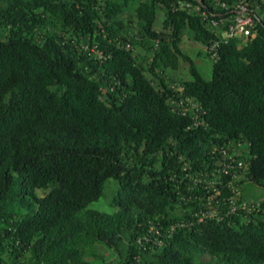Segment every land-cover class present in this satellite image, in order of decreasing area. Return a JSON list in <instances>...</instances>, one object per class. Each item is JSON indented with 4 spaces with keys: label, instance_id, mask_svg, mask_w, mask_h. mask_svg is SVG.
<instances>
[{
    "label": "trees",
    "instance_id": "1",
    "mask_svg": "<svg viewBox=\"0 0 264 264\" xmlns=\"http://www.w3.org/2000/svg\"><path fill=\"white\" fill-rule=\"evenodd\" d=\"M250 1L245 40L198 0H0V264H264V192L244 193L264 186V0ZM182 60L189 78L172 75ZM110 177L118 208L87 207Z\"/></svg>",
    "mask_w": 264,
    "mask_h": 264
},
{
    "label": "built area",
    "instance_id": "2",
    "mask_svg": "<svg viewBox=\"0 0 264 264\" xmlns=\"http://www.w3.org/2000/svg\"><path fill=\"white\" fill-rule=\"evenodd\" d=\"M199 3L196 4L195 9L198 10L200 9L204 15V17L208 16L211 14L214 16L212 18V23L220 27L223 25L224 27L222 28V34L224 38L234 36V35H242L245 37V40H247L249 37H252L256 34V20L258 17L257 14V8L260 7L259 4L257 5V8L251 5L250 0H235V5L228 9L227 11H214L211 9L202 8L201 5L207 6V4L204 2V0H198ZM222 6H226L225 1L221 2ZM187 5H191L190 2H188ZM219 43V40L215 41L211 48L215 49L217 44ZM229 164V163H228ZM239 164H242V161H239ZM229 166L225 167L224 170L226 172L229 171ZM220 192V189H217L216 192L211 194V198H215ZM233 206L232 210L237 209V203L235 200H232ZM243 207H248V202L245 200L242 203ZM250 208V206H249ZM215 214V209H205L202 210L200 219H203L207 215H214ZM157 233H160L159 228L156 229ZM159 243H162V238H156Z\"/></svg>",
    "mask_w": 264,
    "mask_h": 264
},
{
    "label": "rangeland",
    "instance_id": "3",
    "mask_svg": "<svg viewBox=\"0 0 264 264\" xmlns=\"http://www.w3.org/2000/svg\"><path fill=\"white\" fill-rule=\"evenodd\" d=\"M162 20L163 15L161 14L158 18L156 26H161ZM182 48L192 57V60L196 62L203 74L206 77H211L213 68V57L207 53L205 46L202 43L194 40V38L185 34L182 41ZM190 63L191 60H182L180 64L181 66L175 70H172V75L178 76V74L180 73L188 78L191 77L189 69ZM117 183L118 181L116 178L110 177L106 182V187L103 195L100 198L90 202L87 207L98 208L110 212L115 211L118 208V205L115 200ZM244 186L247 190L245 189V192H243L248 195L249 198H253L254 196H258L260 193L264 192V186L257 183H248ZM40 190L41 192H43L42 189ZM105 252L109 253V250H105ZM206 257H209V255L206 254Z\"/></svg>",
    "mask_w": 264,
    "mask_h": 264
}]
</instances>
